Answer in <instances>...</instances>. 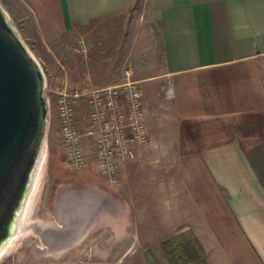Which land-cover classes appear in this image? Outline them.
<instances>
[{
    "label": "crops",
    "instance_id": "1",
    "mask_svg": "<svg viewBox=\"0 0 264 264\" xmlns=\"http://www.w3.org/2000/svg\"><path fill=\"white\" fill-rule=\"evenodd\" d=\"M21 3L25 36L54 80L142 87L150 141L123 163L122 183L93 159L74 172L122 194L120 205L109 203L130 215V244L150 243L156 229L165 230L160 246L192 230L210 264H264V0ZM83 39L86 53L76 50ZM89 111L87 102L77 105L81 127ZM58 137L47 167L56 175L68 169Z\"/></svg>",
    "mask_w": 264,
    "mask_h": 264
},
{
    "label": "water",
    "instance_id": "2",
    "mask_svg": "<svg viewBox=\"0 0 264 264\" xmlns=\"http://www.w3.org/2000/svg\"><path fill=\"white\" fill-rule=\"evenodd\" d=\"M44 66L0 1V256L33 228L49 247L61 250L81 240L101 207L64 212L62 224L27 221L44 169L52 121Z\"/></svg>",
    "mask_w": 264,
    "mask_h": 264
},
{
    "label": "rangeland",
    "instance_id": "3",
    "mask_svg": "<svg viewBox=\"0 0 264 264\" xmlns=\"http://www.w3.org/2000/svg\"><path fill=\"white\" fill-rule=\"evenodd\" d=\"M0 1L11 15L13 23L22 37L35 52L31 41L26 38L23 30L27 11L23 9L21 0ZM140 4L141 1L135 4L133 12L141 10L142 4ZM43 66L47 74V94L52 96L49 85L56 80L53 79L52 74L50 75V70L44 64ZM160 96L164 101L169 100L166 90H163ZM160 121L161 124L165 123L161 137L167 140L169 139L167 136V134L169 135V125L166 123V115H163ZM57 132L60 140L58 125L56 122L51 121L49 142L55 145L59 144L55 138ZM60 144L62 147L61 140ZM62 150L63 155V147ZM49 158L48 150L44 169L38 177L37 188L33 191L32 200L27 211V221L37 222L44 226L53 223L62 224L61 217L67 210H76L77 208L93 210L100 206L99 216L81 240L69 248L57 250L56 252L47 251V245L42 241L40 235L31 228L18 236L13 245L0 256V264H153L149 254L150 251L154 253L159 263L168 264L158 239V235L164 234L165 230H152L154 236L151 238L150 243H147L149 242L148 238H144L142 243L130 244L132 228L130 230L126 228V226L132 224L129 223L130 221L127 218L130 215L125 213L123 208H121L120 214L116 213V208L109 203L111 198L117 205H120L121 199H123L122 194L115 189L110 190L108 184L100 179L75 177L74 172L80 168L68 167L67 163L68 169L66 171H59L57 175L53 174L47 169ZM75 190L85 192L75 193ZM73 192L74 194L80 193V196L73 199ZM66 194L65 200L68 202L65 201V205L61 206V198ZM154 207H156V203ZM146 230L145 222H139L137 231L144 233Z\"/></svg>",
    "mask_w": 264,
    "mask_h": 264
},
{
    "label": "built area",
    "instance_id": "4",
    "mask_svg": "<svg viewBox=\"0 0 264 264\" xmlns=\"http://www.w3.org/2000/svg\"><path fill=\"white\" fill-rule=\"evenodd\" d=\"M76 50L86 53L87 41L81 40ZM127 73L131 74L130 69ZM49 89L53 94L52 121L58 125L68 167L81 168L93 159L98 172L112 183L121 184L123 163L136 156L137 144L150 141L139 82L128 80L99 87L89 81L72 86L65 80H56ZM166 92L172 96L174 87L166 88ZM82 101L90 107L85 127L76 121L77 105Z\"/></svg>",
    "mask_w": 264,
    "mask_h": 264
},
{
    "label": "trees",
    "instance_id": "5",
    "mask_svg": "<svg viewBox=\"0 0 264 264\" xmlns=\"http://www.w3.org/2000/svg\"><path fill=\"white\" fill-rule=\"evenodd\" d=\"M161 250L168 264H210L204 246L192 230L163 240ZM149 254L153 264H161L152 251Z\"/></svg>",
    "mask_w": 264,
    "mask_h": 264
},
{
    "label": "flooded vegetation",
    "instance_id": "6",
    "mask_svg": "<svg viewBox=\"0 0 264 264\" xmlns=\"http://www.w3.org/2000/svg\"><path fill=\"white\" fill-rule=\"evenodd\" d=\"M73 194H74V192H73ZM66 197H67V194L66 195H64L62 198H61V206H64L65 205V201H67V200H65L66 199ZM73 199H77V197L75 196V195H73ZM73 199H71V200H73ZM68 202V201H67ZM46 248H47V251H51V252H56L57 250L56 249H53V248H49L48 246H46Z\"/></svg>",
    "mask_w": 264,
    "mask_h": 264
}]
</instances>
